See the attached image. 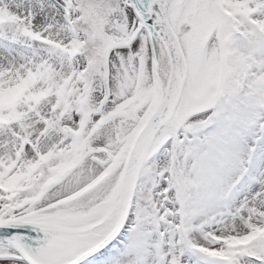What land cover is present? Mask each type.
Returning a JSON list of instances; mask_svg holds the SVG:
<instances>
[{
	"label": "snow or ice",
	"instance_id": "snow-or-ice-1",
	"mask_svg": "<svg viewBox=\"0 0 264 264\" xmlns=\"http://www.w3.org/2000/svg\"><path fill=\"white\" fill-rule=\"evenodd\" d=\"M0 264H264V0H0Z\"/></svg>",
	"mask_w": 264,
	"mask_h": 264
}]
</instances>
